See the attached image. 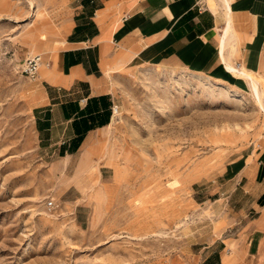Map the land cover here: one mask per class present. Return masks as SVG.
Returning <instances> with one entry per match:
<instances>
[{
	"label": "rangeland",
	"instance_id": "obj_1",
	"mask_svg": "<svg viewBox=\"0 0 264 264\" xmlns=\"http://www.w3.org/2000/svg\"><path fill=\"white\" fill-rule=\"evenodd\" d=\"M70 18V0H0V264H203L224 245L248 264L226 167L264 143V79L258 103L246 84L132 65L109 128L45 155L21 66L55 52Z\"/></svg>",
	"mask_w": 264,
	"mask_h": 264
},
{
	"label": "crops",
	"instance_id": "obj_2",
	"mask_svg": "<svg viewBox=\"0 0 264 264\" xmlns=\"http://www.w3.org/2000/svg\"><path fill=\"white\" fill-rule=\"evenodd\" d=\"M70 10L30 97L45 155L70 158L109 128L118 108L113 82L132 65L174 66L246 84L252 95L250 78L257 91L264 79V0H70ZM247 150L226 167L225 193L229 215L244 224L242 256L264 264V143ZM232 255L224 245L203 264H227Z\"/></svg>",
	"mask_w": 264,
	"mask_h": 264
},
{
	"label": "built area",
	"instance_id": "obj_3",
	"mask_svg": "<svg viewBox=\"0 0 264 264\" xmlns=\"http://www.w3.org/2000/svg\"><path fill=\"white\" fill-rule=\"evenodd\" d=\"M50 66V63L45 60L44 54H34L26 57L21 66V73L27 79L34 81L38 75V72L41 68H47ZM118 110L117 107L112 109L113 114ZM48 209H52L54 207L53 201H49L47 203Z\"/></svg>",
	"mask_w": 264,
	"mask_h": 264
},
{
	"label": "bare ground",
	"instance_id": "obj_4",
	"mask_svg": "<svg viewBox=\"0 0 264 264\" xmlns=\"http://www.w3.org/2000/svg\"><path fill=\"white\" fill-rule=\"evenodd\" d=\"M29 3V6L32 8V9H34V4H33V2H28ZM232 71V70H231ZM237 72V71H236ZM238 74H240V73H238ZM248 80H249V78H247ZM250 83H252V87H251V89H252V92L254 93V96H255V99L257 100V102L258 103H260V96H259V93H258V91H257V89H256V85H255V80H253V78L251 77L250 78ZM117 114V111H116V113H115V115Z\"/></svg>",
	"mask_w": 264,
	"mask_h": 264
}]
</instances>
